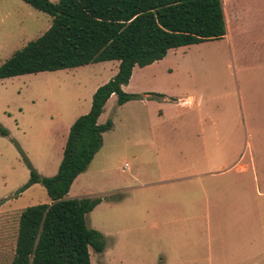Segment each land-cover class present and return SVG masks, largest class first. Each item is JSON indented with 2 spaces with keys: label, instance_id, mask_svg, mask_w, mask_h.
Wrapping results in <instances>:
<instances>
[{
  "label": "rangeland",
  "instance_id": "1",
  "mask_svg": "<svg viewBox=\"0 0 264 264\" xmlns=\"http://www.w3.org/2000/svg\"><path fill=\"white\" fill-rule=\"evenodd\" d=\"M244 2L246 29L135 67L123 90L141 99L106 104L98 123L113 129L67 196L103 199L87 216L106 240L91 264H264V0ZM52 23L0 0V67ZM118 65L0 80V264L12 263L21 212L51 203L41 184L20 193L26 160L58 174L73 124Z\"/></svg>",
  "mask_w": 264,
  "mask_h": 264
},
{
  "label": "trees",
  "instance_id": "2",
  "mask_svg": "<svg viewBox=\"0 0 264 264\" xmlns=\"http://www.w3.org/2000/svg\"><path fill=\"white\" fill-rule=\"evenodd\" d=\"M53 19L50 29L0 67V80L119 62L113 79L98 88L90 112L73 124L59 172L45 178L27 161L30 180L20 193L41 184L50 204L23 210L11 264H91L102 254L104 236L88 227L100 197L67 199L103 147L112 120L98 123L112 96L118 106L139 100L123 88L135 67L162 61L173 49L222 40L227 35L223 0H21ZM1 135L8 132L0 126ZM116 198V197H113Z\"/></svg>",
  "mask_w": 264,
  "mask_h": 264
},
{
  "label": "crops",
  "instance_id": "3",
  "mask_svg": "<svg viewBox=\"0 0 264 264\" xmlns=\"http://www.w3.org/2000/svg\"><path fill=\"white\" fill-rule=\"evenodd\" d=\"M223 4H224V14L226 18L227 31H228L226 36H230L231 33L230 25L233 26V29L238 32L246 29L245 21L247 18L246 16L248 11L247 3L244 2V0H223ZM115 69H117L118 71L119 65L116 66ZM145 96L150 97V94H146ZM241 169L244 170L242 167Z\"/></svg>",
  "mask_w": 264,
  "mask_h": 264
}]
</instances>
